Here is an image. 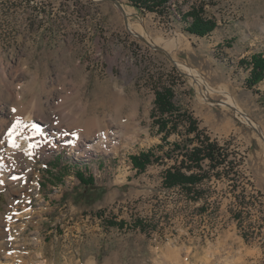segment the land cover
I'll return each instance as SVG.
<instances>
[{
	"label": "rangeland",
	"instance_id": "374dc122",
	"mask_svg": "<svg viewBox=\"0 0 264 264\" xmlns=\"http://www.w3.org/2000/svg\"><path fill=\"white\" fill-rule=\"evenodd\" d=\"M169 7L0 0V117L23 118L33 147L6 159L0 241L16 249L0 264H264V81L249 87L241 64L264 54V0ZM195 8L218 25L208 37L185 30ZM166 87L234 167L194 195L165 184L185 158L173 145L194 137L183 124L164 141L155 100ZM148 152L159 160L141 173L132 157Z\"/></svg>",
	"mask_w": 264,
	"mask_h": 264
},
{
	"label": "trees",
	"instance_id": "16d2710c",
	"mask_svg": "<svg viewBox=\"0 0 264 264\" xmlns=\"http://www.w3.org/2000/svg\"><path fill=\"white\" fill-rule=\"evenodd\" d=\"M131 5L140 12L157 13L161 16L168 14L169 5L173 0H130ZM189 18L188 27L185 29L188 34L195 35L200 38L210 36L218 27L217 23L205 17L202 9L195 8L184 15ZM241 64L247 65L251 71L247 84L253 88L264 81V54H255L250 60H244ZM155 112L159 114L156 121L159 126V132L165 134L163 136L166 141L172 134L179 133L180 127L187 124V136L193 135L192 139L187 138L185 147L174 144V148L185 150V158L181 162V167L167 171L165 184L168 188H182L189 195L195 194L198 188L205 180L211 178V173L220 168H231L234 171L230 155L216 141L209 136L204 135L199 130L198 121L194 118L181 113V110L175 103L174 91L166 87L156 94ZM195 145L192 149L189 146ZM134 166L143 173L148 166L154 161L159 160L152 152L143 153L140 156L132 157ZM194 169L198 170L195 172ZM187 170V171H185ZM189 172V173H188ZM79 179L86 186H93L94 179H86L83 174H78ZM109 227H117L124 229L125 222H107ZM141 226V223L138 225Z\"/></svg>",
	"mask_w": 264,
	"mask_h": 264
},
{
	"label": "bare ground",
	"instance_id": "6f19581e",
	"mask_svg": "<svg viewBox=\"0 0 264 264\" xmlns=\"http://www.w3.org/2000/svg\"><path fill=\"white\" fill-rule=\"evenodd\" d=\"M132 28V27H131ZM130 28V29H131ZM136 29V27H135ZM133 30V29H132ZM140 31L143 32L142 30V27L139 28ZM133 32V31H132ZM134 33L135 34H138V32H136L134 30ZM141 35V34H139ZM142 36V35H141ZM150 40V39H149ZM180 40V39H179ZM151 41V40H150ZM175 41V40H174ZM158 42V41H157ZM173 42V41H172ZM172 42H169V44L167 45V47H172L173 46V43ZM179 44V43H178ZM177 44V45H178ZM176 46V45H175ZM175 48V47H174ZM169 49V48H168ZM171 49V48H170ZM18 100V99H17ZM17 102V101H16ZM232 102V101H231ZM14 104V103H12ZM23 104V103H22ZM15 105V104H14ZM6 107V106H5ZM24 107V106H23ZM19 103L17 105V110L19 112H23L24 109L26 108H23ZM14 108V107H13ZM16 108V107H15ZM10 110V109H9ZM15 110V111H17ZM17 111V113H18ZM26 111V109H25ZM28 112V111H27ZM240 112V116L242 114L241 111ZM24 113V112H23ZM5 114V113H4ZM8 115V114H7ZM21 115V114H20ZM9 116V115H8ZM243 119L241 120H245V122H247L246 120H249L248 117H242ZM31 119V117L29 118ZM19 121V126L17 127V122ZM25 121V120H24ZM28 121V120H27ZM16 128V131L13 133L12 136H9L8 133L10 131H12L13 128ZM25 125H24V122H23V118H17L16 115L12 116L11 119H6V118H2L0 117V184L4 183L5 182V178L7 179V175L10 174V171L9 170V167L6 165V159H11V157L13 156L14 153H17L19 151H26L27 149L28 150H31L33 147L30 145V138L28 136H26L25 134H27V127H26V131L25 130ZM32 127V126H31ZM30 132L31 130L28 129ZM44 132V131H43ZM29 135V134H28ZM30 136V135H29ZM62 139V138H61ZM101 142H103V140H106L104 138V135L103 134H100V139ZM111 140V139H110ZM15 145V146H14ZM26 149V150H25ZM94 151V150H92ZM18 154V153H17ZM24 158V157H23ZM22 158V160H23ZM20 159V158H19ZM15 160V159H14ZM15 162V161H14ZM9 165V164H8ZM18 165V164H16ZM19 166V165H18ZM11 167V166H10ZM16 167V166H15ZM20 167V166H19ZM17 168V167H16ZM12 169V167H11ZM19 169V168H18ZM13 171V170H12ZM15 173H21L19 172V170H15ZM9 178V177H8ZM11 178V177H10ZM14 179V178H13ZM8 182V181H7ZM9 183V182H8ZM12 183V182H10ZM16 191V190H15ZM15 191H12V192H15ZM15 211V210H14ZM7 214V213H6ZM4 216V214H3ZM2 217V216H1ZM3 218V217H2ZM11 219V217H10ZM2 223V222H1ZM8 226V225H7ZM3 228V227H2ZM14 229V228H13ZM5 230V229H4ZM10 230V229H9ZM7 231V230H6ZM2 232V231H1ZM8 232V231H7ZM14 234V233H13ZM17 234V233H16ZM11 235V234H10ZM15 236V235H14ZM13 236V238H14ZM2 237H5V234H2L0 235V238ZM16 237V236H15ZM23 237V236H22ZM17 238V237H16ZM20 239V238H19ZM4 240V239H3ZM11 241V240H10ZM9 241V242H10ZM15 240H13L14 242ZM19 243V242H18ZM21 243V242H20ZM42 244V243H41ZM17 246V243L15 244ZM20 245V244H19ZM41 245L38 246V248H40ZM16 249V247L14 245H11L9 244L8 242H1L0 241V261H2L3 259H6L7 258V254L9 252H11L12 250ZM43 251V250H42ZM41 251V252H42ZM44 252V251H43ZM28 253V252H27ZM169 253V252H168ZM12 254H15V253H12ZM17 254H19L17 252ZM41 255V254H40ZM167 255V254H166ZM32 257H36L37 256H30V258ZM41 258V257H40ZM39 258V259H40ZM171 258V257H170ZM13 259V258H12ZM172 259V258H171ZM169 259V260H171ZM174 259V258H173ZM11 260V259H10ZM27 261V260H26ZM36 261V260H35ZM38 261V260H37ZM174 261V260H173ZM27 262H30V261H27ZM23 263V262H22ZM39 264H47V261H42V262H39ZM89 264H93V263H89Z\"/></svg>",
	"mask_w": 264,
	"mask_h": 264
},
{
	"label": "snow or ice",
	"instance_id": "6c2138e0",
	"mask_svg": "<svg viewBox=\"0 0 264 264\" xmlns=\"http://www.w3.org/2000/svg\"><path fill=\"white\" fill-rule=\"evenodd\" d=\"M13 111H15V110H13ZM19 126V121L17 122V127ZM16 131V128L14 127L13 129H12V131H10L9 133H8V135L9 136H12L13 135V133ZM39 130L37 129V132H38ZM15 146V145H14Z\"/></svg>",
	"mask_w": 264,
	"mask_h": 264
}]
</instances>
